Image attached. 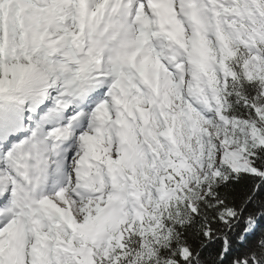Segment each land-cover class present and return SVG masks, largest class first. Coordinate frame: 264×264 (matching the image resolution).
Masks as SVG:
<instances>
[{"label": "snow or ice", "instance_id": "obj_1", "mask_svg": "<svg viewBox=\"0 0 264 264\" xmlns=\"http://www.w3.org/2000/svg\"><path fill=\"white\" fill-rule=\"evenodd\" d=\"M0 264H264V0H0Z\"/></svg>", "mask_w": 264, "mask_h": 264}]
</instances>
